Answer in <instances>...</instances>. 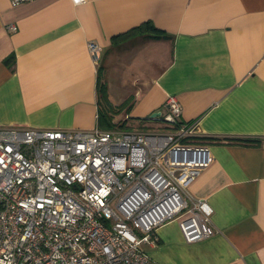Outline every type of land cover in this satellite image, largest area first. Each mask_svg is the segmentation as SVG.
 I'll return each instance as SVG.
<instances>
[{
  "label": "crops",
  "instance_id": "obj_1",
  "mask_svg": "<svg viewBox=\"0 0 264 264\" xmlns=\"http://www.w3.org/2000/svg\"><path fill=\"white\" fill-rule=\"evenodd\" d=\"M144 21L166 37L113 38ZM89 41L101 46L98 66ZM168 95L194 125L189 141L209 150L188 191L213 208L215 233L187 243L172 220L147 255L264 264V0H0V127L107 129L98 122L107 112L148 128Z\"/></svg>",
  "mask_w": 264,
  "mask_h": 264
},
{
  "label": "built area",
  "instance_id": "obj_2",
  "mask_svg": "<svg viewBox=\"0 0 264 264\" xmlns=\"http://www.w3.org/2000/svg\"><path fill=\"white\" fill-rule=\"evenodd\" d=\"M87 48L98 66L101 46ZM180 116L168 95L157 129L0 127V264H158L145 246L159 226L213 235V208L188 191L211 156Z\"/></svg>",
  "mask_w": 264,
  "mask_h": 264
},
{
  "label": "trees",
  "instance_id": "obj_3",
  "mask_svg": "<svg viewBox=\"0 0 264 264\" xmlns=\"http://www.w3.org/2000/svg\"><path fill=\"white\" fill-rule=\"evenodd\" d=\"M136 35H145L148 36L150 38H155V39H161V38H165L166 34H164V31L156 28L150 21H144L132 28H130L129 30L117 34L115 35L113 38H115L116 40H119V42L124 41L126 39H129L131 37H134ZM12 59V56H9L5 59V62H9ZM98 94H99V98L101 100H107V85L106 82L102 80V67L99 66V72H98ZM115 112L117 113L118 110H115ZM107 112L101 113L100 117H99V124L107 127V128H113L115 126H120V127H126L125 125V121H123L122 123H113L111 121V119L108 118V116L106 115Z\"/></svg>",
  "mask_w": 264,
  "mask_h": 264
},
{
  "label": "rangeland",
  "instance_id": "obj_4",
  "mask_svg": "<svg viewBox=\"0 0 264 264\" xmlns=\"http://www.w3.org/2000/svg\"><path fill=\"white\" fill-rule=\"evenodd\" d=\"M125 107H126V106L124 105V106H123V109H124V110L121 109V111L124 112V111H125ZM117 113H119V111H118ZM141 122H143V121H140L139 123H141ZM145 122H146L145 124L149 125V127H150L151 129H157L158 126H161V124H160L161 121H160V120H159V121H157V120H148V121H145ZM140 125H141V124H138V125H136V126H137V127H140Z\"/></svg>",
  "mask_w": 264,
  "mask_h": 264
},
{
  "label": "water",
  "instance_id": "obj_5",
  "mask_svg": "<svg viewBox=\"0 0 264 264\" xmlns=\"http://www.w3.org/2000/svg\"><path fill=\"white\" fill-rule=\"evenodd\" d=\"M160 113H161V112H153V113L150 115V117H151V118H155V117L159 116Z\"/></svg>",
  "mask_w": 264,
  "mask_h": 264
}]
</instances>
